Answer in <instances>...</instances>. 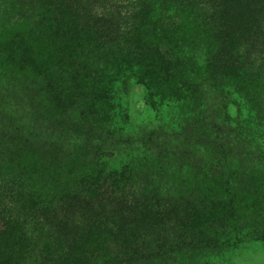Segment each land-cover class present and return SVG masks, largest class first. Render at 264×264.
<instances>
[{
    "label": "rangeland",
    "instance_id": "1",
    "mask_svg": "<svg viewBox=\"0 0 264 264\" xmlns=\"http://www.w3.org/2000/svg\"><path fill=\"white\" fill-rule=\"evenodd\" d=\"M176 2L146 0L142 19L133 22L144 32L140 41L104 37L110 51L100 52L87 44L71 49L78 43L72 26L84 0H0V181L22 174L27 190H0V264H128L138 242L162 248L136 264H207L193 248L207 244L214 232L246 219L264 234V150L243 131V139L223 134L228 127L222 136H209L207 109H192L199 99L192 87L197 81L179 65ZM223 5L241 18L233 24L242 36L264 40V0H223ZM195 23L193 33L204 34V26ZM208 46L215 48L212 42ZM137 52L154 55L156 78L145 70L137 82L119 86L90 72L101 59H131ZM198 58L185 64L192 68ZM166 89L187 94L190 106L184 104L188 110L179 120L174 112L158 117L146 110L154 91ZM213 91L204 88L198 96L209 105L212 98L216 124H231L226 116L231 104L222 106ZM122 92L139 117L117 131L108 106L111 93ZM207 143H217V151L207 152ZM112 167L116 179L129 176L136 187L150 184L160 196L130 206L105 196L107 191L88 198L90 184L101 182ZM224 174H236L231 185L241 203L229 214L223 213ZM57 207L65 211L61 216ZM263 253L256 246L214 264H264Z\"/></svg>",
    "mask_w": 264,
    "mask_h": 264
},
{
    "label": "trees",
    "instance_id": "2",
    "mask_svg": "<svg viewBox=\"0 0 264 264\" xmlns=\"http://www.w3.org/2000/svg\"><path fill=\"white\" fill-rule=\"evenodd\" d=\"M188 1L177 0L176 2L174 17L177 19L179 31L174 40L177 45L179 65L195 80L194 82L197 81L192 87L196 88L193 92L195 100H197V97L199 99L197 100L198 102H191L194 104L192 106L195 107L192 109L196 111L202 110V112L203 109L205 111L207 109V118L204 117V119H207L209 136L212 134L219 136L225 134L230 138L239 139L242 138L239 132L243 131L242 135H245L247 140H250V137L254 138L253 143L261 150H264V40L258 35H250L248 37L244 33V36H242L241 31L234 27V24L241 22V18L238 19L239 16L236 14L225 11L223 0H190L191 2L189 1V3ZM145 2L146 0H84L86 6H84L82 11L78 12L80 20H77L72 26L79 36L77 37L78 43L72 46L73 48L71 49L76 50L79 46L87 44L90 49L93 48L102 52L105 47V50L110 51L102 42L104 37L125 38L130 36V38L140 41L144 32L140 31L137 24L133 22L137 21L138 18L142 19V15L145 12ZM193 19L204 26V34H200L198 31L193 33L194 30L192 28L196 24ZM95 26H100L101 28L97 30L94 29ZM196 26H199V24H196ZM196 36H198V39L194 43ZM136 41L132 44L135 50L138 48V42ZM208 42L214 43L215 48L209 47ZM189 51H191V54H188ZM137 53L139 55H133L131 59L117 61L115 59L116 56L101 59L92 64L94 67L90 66V69L94 68L90 72H93L95 76L104 75L108 80L110 78L112 81H116L115 83L119 86L123 85L127 80L137 82L142 77L141 71L145 72V70H148L147 75H150L151 78H156L155 69L157 65L154 63V55L148 53L146 56L143 52ZM194 55L199 58L197 60L194 59V66L191 68L185 64V60L187 58L192 59ZM109 56L111 55L109 54ZM204 88H207L209 92L214 90L213 95L222 99V106H226L228 103L231 104L230 109L226 110V116L231 118V124H229L230 121H226L221 127L219 123L216 124L214 122L218 117L211 108L212 98L209 105L205 104L208 98H200L198 96V92L204 90ZM157 91H154L151 101L147 102L146 110L148 112L158 115V117L170 115L174 112L173 118L176 120H179L177 116H186V114L182 115L188 110L184 104L187 103L190 106V103L186 102L188 97H186L185 91H183V94L178 93L177 89H166L162 93L159 92L160 94ZM104 93L108 94V92ZM111 95L112 101H109L108 106L111 113L110 124H113L118 131L124 128L123 123L131 122L139 115L131 106L127 93L122 92L118 96L116 93H111ZM197 105L200 106V109L196 107ZM190 117L192 118V115ZM87 118L89 117L87 116ZM87 118L85 120H88ZM235 124L238 127H235ZM225 127L230 130L228 133L223 132L222 134L221 132L226 130ZM208 139L211 140L210 138ZM217 146V143H207V152L213 154L214 151H217ZM113 169L115 168L112 167L104 175V179L101 182L90 184L88 198L96 195L101 196L104 191H107L105 196H111L113 201L130 206L136 199L155 195L160 196L159 192L155 194L154 190L157 188L154 185L150 189L147 188L148 186L150 187V184L136 187L130 184L132 178L129 176L124 180H122V177L116 179L113 176L116 170ZM246 173L244 171L241 174L244 175ZM235 175L224 174V214L237 212V207L241 204L236 201L238 197L233 192L234 188L231 185ZM1 179L0 190L5 192V194L27 191L25 190L26 178L22 174H11L9 177L3 176ZM117 181L122 182L121 185ZM79 182L83 183L82 181ZM65 189L67 191L70 188L66 187ZM176 195H179V193ZM78 197L79 195L75 194L72 199L75 200ZM80 197L82 199V195ZM209 205L212 206L211 202H209ZM213 207L214 209L210 210L209 208L207 210L211 214L217 210V206ZM56 212L61 216L65 211L63 208L59 209L57 207ZM40 217L41 221L44 222L45 217L42 215ZM252 225L250 220L245 219L241 224L225 227L221 231L214 232L212 236L207 237V244L193 248L196 250L195 256L200 258V260L207 257V264H214L228 257H236L247 253L256 246H260L261 250H264L262 229L259 228L258 231L261 232H257V229H251ZM112 227L114 228V226ZM145 243L138 242L135 244L134 253L128 264H136L138 260L144 263L143 261H150L149 258L154 252L157 251L155 253L157 255L161 253L159 250L162 245L149 247ZM138 253L140 254L139 258L135 256ZM160 255L165 256L166 252H162Z\"/></svg>",
    "mask_w": 264,
    "mask_h": 264
}]
</instances>
